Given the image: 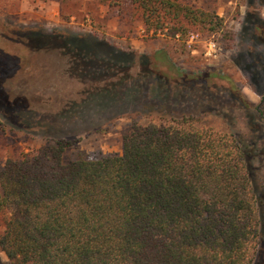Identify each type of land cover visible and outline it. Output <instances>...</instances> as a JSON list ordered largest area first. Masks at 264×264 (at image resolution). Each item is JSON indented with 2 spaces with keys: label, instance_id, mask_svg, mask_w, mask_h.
I'll use <instances>...</instances> for the list:
<instances>
[{
  "label": "trees",
  "instance_id": "trees-1",
  "mask_svg": "<svg viewBox=\"0 0 264 264\" xmlns=\"http://www.w3.org/2000/svg\"><path fill=\"white\" fill-rule=\"evenodd\" d=\"M100 1L110 14L120 15L127 0ZM128 1L148 31L183 35L223 27L214 10L193 0ZM1 34L14 41L18 34L39 32ZM80 40L66 38L64 44L85 61L89 52L85 45L79 48ZM8 57L0 49V70ZM137 58L139 72H131L132 59L128 65L111 60L103 63L106 69L86 74L103 82L46 119L21 115L15 101L0 104L7 124L43 140L0 163V252L7 264L253 263L264 240L258 212L264 201L253 167L256 135L219 131L200 124L193 112L169 110L183 92L204 100L200 87L225 75L181 69L170 58L163 72L153 65L156 57ZM144 78L151 79L150 102L139 104ZM227 89L264 119L262 101L253 105L231 80ZM93 102L136 114L123 135L122 152L67 158L80 138V115ZM143 114L151 120L142 124Z\"/></svg>",
  "mask_w": 264,
  "mask_h": 264
},
{
  "label": "rangeland",
  "instance_id": "rangeland-1",
  "mask_svg": "<svg viewBox=\"0 0 264 264\" xmlns=\"http://www.w3.org/2000/svg\"><path fill=\"white\" fill-rule=\"evenodd\" d=\"M193 1L222 18L219 32L190 30L173 35L148 31L128 0L120 15L110 14L106 3L100 0H0V49L9 55L7 63H1V107L15 101L21 107L17 110L21 115L46 119L68 103L85 97L95 82L102 83V79L89 80L85 75L109 67L103 63L114 60L128 65L134 60L131 72L142 70L137 58L140 54L156 57L153 65L163 72L170 58L181 69L221 73L225 78L215 77L209 87H200L204 100L183 92L170 102L169 110L193 112L202 118L200 124L219 131L256 135L253 167L258 194L264 201V119L253 107L246 108L235 101L227 89L231 80L253 105L262 101L264 115V70H259L264 66V0ZM30 31L39 34H18L14 41L1 34ZM191 33L196 37L191 39ZM66 38L69 42L70 38L82 39L79 48L85 45L89 52L85 61H78L71 46L64 44ZM17 39L25 45L17 43ZM150 85L151 79L144 78L139 104L150 102ZM130 110L91 103L80 115L79 141L65 156L73 158L81 153L97 159L120 154L123 135L133 123L132 115H136ZM149 120L144 114L138 119L142 124ZM6 121L10 122L0 111V163L8 154L27 151L43 141L37 132L18 131ZM258 212L264 231V202ZM0 258L7 264L4 253L0 252ZM252 264H264V240L257 245Z\"/></svg>",
  "mask_w": 264,
  "mask_h": 264
},
{
  "label": "built area",
  "instance_id": "built-area-1",
  "mask_svg": "<svg viewBox=\"0 0 264 264\" xmlns=\"http://www.w3.org/2000/svg\"><path fill=\"white\" fill-rule=\"evenodd\" d=\"M194 37H196V34L191 33V34H190V38L192 39V38H194Z\"/></svg>",
  "mask_w": 264,
  "mask_h": 264
}]
</instances>
